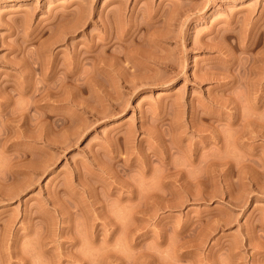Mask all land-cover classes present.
I'll list each match as a JSON object with an SVG mask.
<instances>
[{
  "label": "rangeland",
  "instance_id": "1",
  "mask_svg": "<svg viewBox=\"0 0 264 264\" xmlns=\"http://www.w3.org/2000/svg\"><path fill=\"white\" fill-rule=\"evenodd\" d=\"M193 1L0 0V264H264V0Z\"/></svg>",
  "mask_w": 264,
  "mask_h": 264
},
{
  "label": "bare ground",
  "instance_id": "2",
  "mask_svg": "<svg viewBox=\"0 0 264 264\" xmlns=\"http://www.w3.org/2000/svg\"><path fill=\"white\" fill-rule=\"evenodd\" d=\"M205 1V2H204ZM204 1H202L201 3H203V4H201L202 6H200L201 8L200 9H203L206 5H208L210 2L212 3V2H215V1H217V0H204ZM186 3V2H185ZM176 6V5H175ZM174 6V7H175ZM178 6V5H177ZM183 6V5H182ZM182 6H180V7H182ZM185 6V5H184ZM197 7V4H195V1H193V0H189V2H187V4H186V7L184 8V10L187 12V11H193V9L194 8H196ZM177 8V7H176ZM180 9H182V8H180ZM250 10V9H249ZM179 11V10H178ZM189 15V14H188ZM245 16H246V14H245ZM247 16H248V14H247ZM227 21H229L228 22V27H227V29H226V31L225 32H223V34H221L220 36L221 37H219L220 39V43H218L217 41V43H218V45H217V43H216V45H211V43H209V42H207V43H209L210 45L209 46H215V47H213V48H216V50H218V55H221L222 53H224L225 52V54L227 55H229V54H232L233 53V51L232 50H235V49H238V48H240V49H251V48H254L255 47V44H256V42H254L255 40H254V38H249L250 39V41H245V40H248V39H246V38H244L243 39V37L240 35V33L238 34V31L240 30V28H239V26H240V24H239V22H240V20H239V17H237L236 15H234V13H230L229 14V19L227 20ZM231 22H234V24L233 25H231V26H229L230 25V23ZM254 28V27H253ZM220 29V28H219ZM248 29V28H247ZM253 30H255V29H253ZM211 31V30H210ZM216 31V30H215ZM219 32L217 31V35H219L218 34ZM214 36H216L215 34H214ZM251 36V35H250ZM256 38V37H255ZM254 41H253V40ZM202 40V39H201ZM200 40V41H201ZM217 40V39H216ZM257 40V39H256ZM197 42V41H196ZM202 45H204V46H208L207 45V43H206V40H202V42H200ZM214 43H215V41H214ZM213 43V44H214ZM228 43H230V44H228ZM198 44L199 43H197L196 45L198 46ZM201 44H200V46H201ZM193 45H194V43H193ZM252 50V49H251ZM225 55V56H226ZM233 55V54H232ZM220 58V57H219ZM219 58H216V59H219ZM230 60V63H227L228 61ZM255 61V60H254ZM210 62H212L213 64V66L212 67H204V68H206L207 70H208V74L206 73V76H207V78L208 79H212V80H214V81H216V82H219L220 81V79H222L223 77H221V75H222V73H223V71H222V69L226 66L227 68H231L230 66H234L235 64H236V62L232 59V57L230 58V59H228V58H225V57H223V56H221V58L217 61V60H215L214 62L213 61H210ZM251 63H253V62H251ZM247 64L246 66H244L243 64V62L242 63H238L239 64V67H242V69L243 68H245V71L249 74V73H253L254 71H257L256 69H257V67H256V69H255V66L254 65H252V64ZM234 64V65H233ZM237 64V65H238ZM254 64V63H253ZM242 65V66H241ZM211 66V65H210ZM205 69V70H206ZM259 69V68H258ZM206 70V71H207ZM261 70H262V72L264 71L263 69H261V67H260V71H257L258 73L259 72H261ZM255 73V72H254ZM195 74V73H194ZM202 77V76H201ZM203 79L205 78V77H202ZM202 78H200V76L198 75V74H195L194 76H190L189 77V79L190 80H193V81H196V82H199L200 80H203ZM206 78V79H207ZM235 78V77H234ZM235 118V115L233 116V119Z\"/></svg>",
  "mask_w": 264,
  "mask_h": 264
}]
</instances>
